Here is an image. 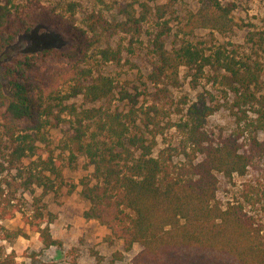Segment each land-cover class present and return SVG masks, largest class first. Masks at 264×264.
Instances as JSON below:
<instances>
[{
  "label": "trees",
  "instance_id": "16d2710c",
  "mask_svg": "<svg viewBox=\"0 0 264 264\" xmlns=\"http://www.w3.org/2000/svg\"><path fill=\"white\" fill-rule=\"evenodd\" d=\"M83 1L20 6L0 0V134L15 146L8 167L18 170L23 158L35 156L42 130L67 114L75 118L76 150L93 167L91 176L80 181V197L89 205L83 216L105 226L126 252L137 246L131 264H264V226L248 210L264 208V33L248 29L245 41L251 54L230 44L196 40L199 29L224 34L240 26L232 17L233 4L202 0L198 12H191L179 29L182 37L175 33L176 45L169 48L168 11L159 0H131L118 10L120 20L105 16L112 11L108 6L94 8L80 20ZM152 17L159 31L151 45L156 59L147 82L173 87L185 71L193 90L208 79L218 83L221 93L217 99L206 90L186 102L188 109L176 124L180 146L157 155V119L161 114L170 117L171 111L157 104L141 109L140 93L105 72L123 62L124 49L113 46L114 36H140ZM39 29L61 35L65 45H23L25 52L10 56L21 36ZM55 67L59 70L45 73ZM77 99L93 107L78 110L71 103ZM115 100L129 109L113 106ZM222 110L233 128L212 133L208 118ZM178 149L181 157L176 160ZM4 171L0 164V221L16 212L9 211ZM249 171L255 172V180L245 182L239 196L223 204L218 199L220 177L232 182L233 176ZM30 176L26 188L42 186V178ZM23 221L45 249L60 245L42 208L23 214ZM0 264L19 263L14 253L0 250Z\"/></svg>",
  "mask_w": 264,
  "mask_h": 264
},
{
  "label": "rangeland",
  "instance_id": "374dc122",
  "mask_svg": "<svg viewBox=\"0 0 264 264\" xmlns=\"http://www.w3.org/2000/svg\"><path fill=\"white\" fill-rule=\"evenodd\" d=\"M103 1L107 5H99L97 0L80 2L81 10L78 18L84 19L85 15L94 8L96 10L110 8L112 11L104 12L105 16L120 20V17L116 16L118 10L131 0ZM224 1L234 5L232 17L240 26L224 34L209 28L199 29L194 32L195 39L230 44L234 49L251 54L252 51L245 37L248 29L264 33V0ZM14 2L20 6L34 2L59 5L58 0H14ZM158 5H163L168 11L165 19L169 20L171 33L166 39L167 46L175 47L177 40L174 34L178 32L179 38L182 37L179 29L185 24L191 12H198L202 0H159ZM158 31L156 20L152 17L144 25L140 36L134 33L115 35L112 44L114 47L120 45L124 49L123 62L119 66H109L105 70L106 73L116 77L124 88L133 93H140L141 102L138 107L141 109L145 110L144 107L157 104L165 109L166 113L171 111L170 117L161 114L157 119L161 132L156 137L155 155L180 146L181 133L178 132L176 124L183 118L182 113H186L188 109L186 102L190 104L206 90L212 91L217 99L221 97L218 83L208 79L201 82L199 89L193 90L185 71L181 73L179 84L173 87L167 83L155 86L147 82L146 76L152 70L156 59L151 53V45ZM23 45L31 49L60 48L65 42L61 35L39 29L32 34L21 36L10 51V56L25 52L21 47ZM260 57L263 63L264 82V56L260 55ZM56 70H59L58 67L49 68L45 73L47 74L48 71L52 74ZM71 103H74L78 110L93 107V104H88L83 99L73 100ZM113 106H119L120 110L124 111L129 109L119 104L117 100L113 102ZM178 109H182V112L178 113ZM74 121L75 118L67 114L61 115L58 121L52 120L51 125L42 130V140L35 144L38 149L36 155L23 158L17 163L18 170L8 167V161L15 147L14 143L0 134V164L5 169L1 177L6 195L11 201L9 211H16L12 219L0 221V250L6 254L14 253L19 264H131L139 248L134 246L131 251L126 252L123 243L113 240L105 226L95 220H87L83 216L89 205L80 197V181L91 176L93 167L88 159L76 150ZM232 128L233 121L224 110L208 118L207 129L212 133L230 132ZM179 149L176 152V160L181 157ZM45 161L54 174L45 171L43 164ZM30 174L42 178L40 181L42 186L33 184L26 188L25 183L31 177ZM255 177L253 171H249L244 177L233 176L232 182L220 177L218 199L225 204L233 197L239 196L243 184L254 181ZM37 207L43 209L47 221L52 219L51 232L53 238L60 242L59 246L45 249L38 241V235L24 223L23 214L31 215ZM248 210L264 226L263 206L257 205Z\"/></svg>",
  "mask_w": 264,
  "mask_h": 264
}]
</instances>
